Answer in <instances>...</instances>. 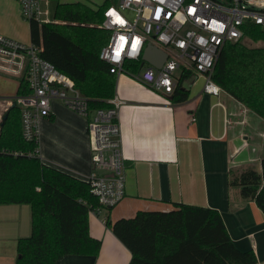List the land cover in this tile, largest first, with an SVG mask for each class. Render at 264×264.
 <instances>
[{
  "label": "crops",
  "instance_id": "obj_1",
  "mask_svg": "<svg viewBox=\"0 0 264 264\" xmlns=\"http://www.w3.org/2000/svg\"><path fill=\"white\" fill-rule=\"evenodd\" d=\"M21 24L17 1L0 0V34L21 41ZM144 56V64L156 67L165 58L159 48ZM200 77L192 75L186 82L187 98L175 102L171 94L150 89L128 74L116 75L114 94L124 101L118 123L125 193L115 206L88 214L89 233L101 241L98 254L64 255L57 264H128L131 253L106 219L167 211L174 203L217 210L234 245L251 250L254 264H264V212L229 182L231 170L253 167L261 172L264 120L222 89L218 95L204 92ZM9 101L0 103V130L2 113L13 104ZM49 106V115L39 119V158L84 179L93 171L86 117L56 98ZM30 232L28 204H0V264L16 263L17 240Z\"/></svg>",
  "mask_w": 264,
  "mask_h": 264
},
{
  "label": "trees",
  "instance_id": "obj_2",
  "mask_svg": "<svg viewBox=\"0 0 264 264\" xmlns=\"http://www.w3.org/2000/svg\"><path fill=\"white\" fill-rule=\"evenodd\" d=\"M103 5L94 10L81 1L58 2L52 22L28 21L30 42L40 55L71 77L91 107L102 108L114 94L116 75L99 56L109 32L99 24ZM263 38L256 25H247L242 39L226 43L215 62L212 80L264 120V43L253 47L246 38ZM143 59L127 64L132 72ZM184 71L171 93L175 102L188 96ZM30 92L20 81L16 95ZM0 130V204L30 206L31 232L17 240L15 264H57L64 255L96 256L100 239L89 233L88 214L98 205L88 183L28 156L34 142L21 135L20 106L10 107ZM16 152L17 154H14ZM243 199H252L264 212V158L261 172L253 167L230 171ZM106 225L130 251L128 264H254L251 250H239L215 209L174 203L167 211H138L134 216L106 219Z\"/></svg>",
  "mask_w": 264,
  "mask_h": 264
},
{
  "label": "built area",
  "instance_id": "obj_3",
  "mask_svg": "<svg viewBox=\"0 0 264 264\" xmlns=\"http://www.w3.org/2000/svg\"><path fill=\"white\" fill-rule=\"evenodd\" d=\"M23 19L43 22L42 0H16ZM99 26L109 32L99 56L115 75L128 74L157 92L171 94L181 73L204 77L203 91H221L211 78L218 55L226 43L245 35L247 25L264 32V0H104ZM154 45L165 58L159 67L144 64L132 72L126 65L142 59ZM42 47L0 34V73L24 81L30 92L14 96L20 106L21 135L34 142L28 156L39 157V119L49 115L50 100L62 103L86 117L93 171L85 180L98 205L93 212L115 206L125 193V163L121 153L118 123L124 103L116 94L106 107H91L90 99L75 87L74 80L41 55ZM14 154H17L14 152Z\"/></svg>",
  "mask_w": 264,
  "mask_h": 264
},
{
  "label": "rangeland",
  "instance_id": "obj_4",
  "mask_svg": "<svg viewBox=\"0 0 264 264\" xmlns=\"http://www.w3.org/2000/svg\"><path fill=\"white\" fill-rule=\"evenodd\" d=\"M74 1H81L84 4H86L91 9H98L100 5L103 4L104 0H42L39 3V11H40V19L43 22H52L53 21V14L55 10V6L58 2H74ZM23 19V18H22ZM29 23L27 20L23 19V24H21L20 29L22 30V39L21 42L28 43L30 41L28 36V26ZM15 39V38H13ZM18 40V39H17ZM244 43L253 46L258 47L262 46L264 43L263 38H246L244 40ZM201 76V75H200ZM201 81H203V77L199 78ZM20 80H18L15 77L7 76L5 74L0 73V103L5 102L6 100H14V96H16L17 88L19 85ZM6 113L3 112L2 116H4Z\"/></svg>",
  "mask_w": 264,
  "mask_h": 264
},
{
  "label": "water",
  "instance_id": "obj_5",
  "mask_svg": "<svg viewBox=\"0 0 264 264\" xmlns=\"http://www.w3.org/2000/svg\"><path fill=\"white\" fill-rule=\"evenodd\" d=\"M154 48H158V47H156V46H154V45H150V47H148L146 50H145V53H144V55L146 54V53H151L152 52V50L154 49ZM163 52V51H162ZM143 55V60H145V56ZM164 56H165V54H164ZM12 106H15V103H13L12 104ZM6 117H7V115L5 114L4 116H3V119H6Z\"/></svg>",
  "mask_w": 264,
  "mask_h": 264
}]
</instances>
